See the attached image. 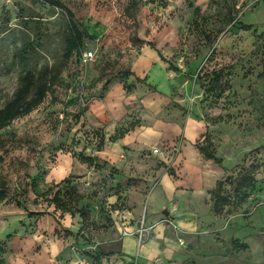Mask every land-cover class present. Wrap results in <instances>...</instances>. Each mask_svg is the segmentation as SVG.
Wrapping results in <instances>:
<instances>
[{
  "label": "rangeland",
  "instance_id": "rangeland-1",
  "mask_svg": "<svg viewBox=\"0 0 264 264\" xmlns=\"http://www.w3.org/2000/svg\"><path fill=\"white\" fill-rule=\"evenodd\" d=\"M59 1L85 46L0 130L3 264H264V0ZM67 23L38 0H0V108L22 74L59 63Z\"/></svg>",
  "mask_w": 264,
  "mask_h": 264
},
{
  "label": "trees",
  "instance_id": "trees-1",
  "mask_svg": "<svg viewBox=\"0 0 264 264\" xmlns=\"http://www.w3.org/2000/svg\"><path fill=\"white\" fill-rule=\"evenodd\" d=\"M42 4H46L50 7L61 8L65 10L68 16L67 32L68 35L65 39L63 52L58 64L51 68H44L35 74L32 71H26L19 78V83L14 91L10 100H8L0 108V130L7 127L13 120L27 115L37 106H39L45 99L50 87L57 81L65 68L68 61L73 54H80L84 48L85 35L77 28L76 24L72 20V14L69 10L65 9L63 4L59 0H38ZM244 29H248L249 26L242 25ZM220 75L216 74L217 80ZM136 80L144 84L148 90L155 92V89L145 83V79L136 78ZM264 126V123H263ZM205 160H212L219 164L220 159L215 156L214 151L210 148V144H206L198 148ZM234 183V190L238 195H246L248 190L254 187V178L249 171L242 172L238 175L236 182ZM232 183V184H233ZM222 181H217L214 188L210 191V198L213 201L215 213L220 214L223 207L227 204L228 198L223 194ZM6 199L4 191L0 190V202ZM51 202L57 209H64L66 206L58 196L56 192L51 199ZM18 205H21L18 203ZM37 214V213H35ZM30 215H34L31 213ZM2 245L0 244V264H3L2 259ZM97 263H100V259H96Z\"/></svg>",
  "mask_w": 264,
  "mask_h": 264
},
{
  "label": "crops",
  "instance_id": "crops-1",
  "mask_svg": "<svg viewBox=\"0 0 264 264\" xmlns=\"http://www.w3.org/2000/svg\"><path fill=\"white\" fill-rule=\"evenodd\" d=\"M150 85V84H149ZM152 92V91H151ZM155 92H156V90H155ZM189 122V124H190V126H189V128H190V130H191V137H190V140L188 141V143H190L191 141H192V139L194 138V136L198 133V131H199V123L198 122H196V121H190V120H188L187 121V123ZM186 129H187V127H186ZM124 140V139H123ZM191 145V144H190ZM119 146H120V144H119ZM192 148V147H191ZM192 155H193V157H195V159L196 160H200L201 158H200V154H199V152H197V151H195V150H193V153H192ZM184 160V159H183ZM177 209H178V211H177V214H175V220L177 219V218H180V217H186V214H182L183 212H186V211H180V209H179V207H177ZM165 214V213H164ZM169 214V212H167V214L166 215H168ZM126 239H128V240H130L131 241V243L133 244L134 242H135V239L132 237V236H126V237H123L122 239H121V242L123 243V241H126ZM124 252V247H123V244H121V253H123Z\"/></svg>",
  "mask_w": 264,
  "mask_h": 264
},
{
  "label": "built area",
  "instance_id": "built-area-1",
  "mask_svg": "<svg viewBox=\"0 0 264 264\" xmlns=\"http://www.w3.org/2000/svg\"><path fill=\"white\" fill-rule=\"evenodd\" d=\"M92 58H93V53L91 51L84 52L81 57L83 62H87ZM151 152L154 156L162 157L164 155V150L160 148H153ZM140 235H142V230L140 231ZM126 236H132V234L127 230H123L122 237H126Z\"/></svg>",
  "mask_w": 264,
  "mask_h": 264
},
{
  "label": "water",
  "instance_id": "water-1",
  "mask_svg": "<svg viewBox=\"0 0 264 264\" xmlns=\"http://www.w3.org/2000/svg\"><path fill=\"white\" fill-rule=\"evenodd\" d=\"M165 214H167V212H164Z\"/></svg>",
  "mask_w": 264,
  "mask_h": 264
}]
</instances>
